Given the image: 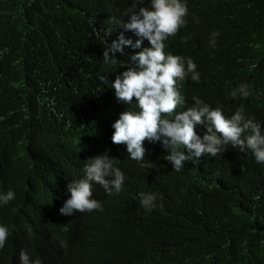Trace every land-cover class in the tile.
Returning a JSON list of instances; mask_svg holds the SVG:
<instances>
[{"label": "trees", "instance_id": "16d2710c", "mask_svg": "<svg viewBox=\"0 0 264 264\" xmlns=\"http://www.w3.org/2000/svg\"><path fill=\"white\" fill-rule=\"evenodd\" d=\"M130 3L0 0V190L15 192L0 206V224L9 230L0 264H19L22 248L41 264H102L100 254L115 264H264V169L252 164L253 170L250 152L230 145L178 173L183 208L170 197L147 213L134 204L108 208L111 239L98 248L93 218L59 214L67 183L82 175L70 158L80 154L85 162L109 146L101 135L113 133L126 105L98 76L113 81L139 51L125 48L115 66L102 60L104 44L121 32L136 39L114 23L127 22ZM223 5L239 40L264 31V0ZM239 159L252 172L242 171ZM178 186L170 189L177 193Z\"/></svg>", "mask_w": 264, "mask_h": 264}, {"label": "clouds", "instance_id": "9594fccd", "mask_svg": "<svg viewBox=\"0 0 264 264\" xmlns=\"http://www.w3.org/2000/svg\"><path fill=\"white\" fill-rule=\"evenodd\" d=\"M224 9L223 0H131L127 22L114 20L136 39L121 32L105 43L104 64L117 65L116 54L125 55V48L139 51L113 81L104 75L98 80L126 105L111 125L113 133L101 135L109 146L99 153L97 143L92 150L97 154H88L85 162L80 154L70 158L82 175L67 183L69 197L59 208L61 215L75 211L93 218L97 248L111 239L108 208L134 204L147 213L168 197L183 208L178 173L225 146L250 152L253 161L247 164L264 169V31L239 40L231 20L226 25ZM87 115L85 109L82 116ZM77 144L92 148V142ZM247 164L239 162L242 171H251ZM172 185H179L177 193ZM14 198L12 189L0 190V206ZM8 236L0 224V248ZM100 256L102 264L116 262ZM18 259L41 264L23 248Z\"/></svg>", "mask_w": 264, "mask_h": 264}]
</instances>
